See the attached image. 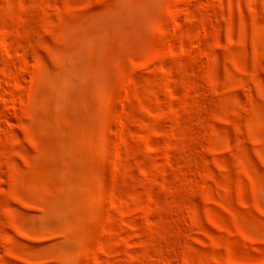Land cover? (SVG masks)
Segmentation results:
<instances>
[{
	"label": "rangeland",
	"instance_id": "374dc122",
	"mask_svg": "<svg viewBox=\"0 0 264 264\" xmlns=\"http://www.w3.org/2000/svg\"><path fill=\"white\" fill-rule=\"evenodd\" d=\"M0 264H264V0H0Z\"/></svg>",
	"mask_w": 264,
	"mask_h": 264
}]
</instances>
